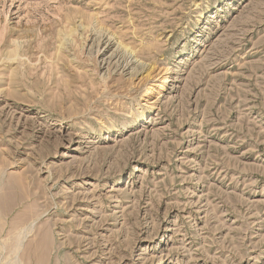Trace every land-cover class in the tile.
<instances>
[{
	"label": "rangeland",
	"instance_id": "obj_1",
	"mask_svg": "<svg viewBox=\"0 0 264 264\" xmlns=\"http://www.w3.org/2000/svg\"><path fill=\"white\" fill-rule=\"evenodd\" d=\"M0 264H264V0H0Z\"/></svg>",
	"mask_w": 264,
	"mask_h": 264
},
{
	"label": "bare ground",
	"instance_id": "obj_2",
	"mask_svg": "<svg viewBox=\"0 0 264 264\" xmlns=\"http://www.w3.org/2000/svg\"><path fill=\"white\" fill-rule=\"evenodd\" d=\"M18 42V41H16ZM104 44L106 45V49L110 50L111 48L114 47V45H117L110 55H107V57L105 56L107 52L103 53V58L102 61L105 65H107L106 67L108 68V70L110 71V66H112L114 59H117V55L118 52L121 53L123 52V54L125 53V51H127V48L125 46H123L124 44H122V42L119 41H114V38H112L111 36H106V40L104 42ZM20 43H17L16 48H14L12 51L9 52V54L7 55V58L5 60L6 65H9V63L15 59H18L17 57L19 56V47H20ZM113 46V47H112ZM107 50V51H108ZM130 52V50H129ZM5 58V57H4ZM126 60H127V69H130L129 74L131 75V78L138 80L139 77L144 74L147 71V76L151 77L150 79V84L149 87L147 89V93L144 95V102L145 104H149L150 108H154L157 105V97L162 93L163 89L165 88V86L163 85L165 82L167 83L170 76L165 75L166 73H163L164 70L153 67L148 66L145 68L144 64H139L136 60H133L131 58V56H126ZM118 62V61H117ZM98 64V63H97ZM119 64V63H118ZM117 64V65H118ZM5 65V66H6ZM116 65V66H117ZM124 67V66H122ZM106 68V69H107ZM117 68V67H116ZM124 70V69H123ZM106 73V72H105ZM106 78V77H103ZM130 78V77H129ZM130 78V79H131ZM132 82L135 84L136 81ZM133 85V84H132ZM7 197V196H6ZM9 198V197H8ZM10 200V199H9ZM8 200V201H9ZM4 201H7L6 199H4ZM8 201L6 202V204L8 203ZM10 202V201H9ZM2 207V206H1ZM6 209V208H5ZM4 211V210H3ZM46 234V232H44ZM46 241V240H45ZM18 243V242H17ZM16 243V244H17ZM46 245V243H44ZM31 247V246H30ZM34 247H33V251H34ZM44 250V249H43ZM36 252V250H35ZM47 252V250H46ZM48 253V252H47ZM31 256V255H30ZM16 263V262H15Z\"/></svg>",
	"mask_w": 264,
	"mask_h": 264
}]
</instances>
